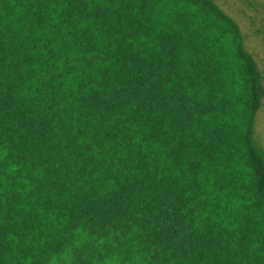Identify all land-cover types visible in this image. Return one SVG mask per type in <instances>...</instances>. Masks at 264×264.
<instances>
[{
    "label": "trees",
    "instance_id": "16d2710c",
    "mask_svg": "<svg viewBox=\"0 0 264 264\" xmlns=\"http://www.w3.org/2000/svg\"><path fill=\"white\" fill-rule=\"evenodd\" d=\"M263 97L215 0H0V264H264Z\"/></svg>",
    "mask_w": 264,
    "mask_h": 264
},
{
    "label": "rangeland",
    "instance_id": "374dc122",
    "mask_svg": "<svg viewBox=\"0 0 264 264\" xmlns=\"http://www.w3.org/2000/svg\"><path fill=\"white\" fill-rule=\"evenodd\" d=\"M243 28L247 48L264 74V0H215ZM256 140L264 152V97L256 119Z\"/></svg>",
    "mask_w": 264,
    "mask_h": 264
}]
</instances>
